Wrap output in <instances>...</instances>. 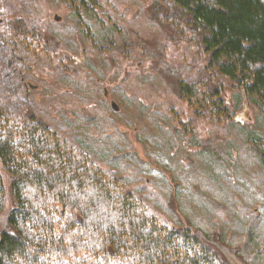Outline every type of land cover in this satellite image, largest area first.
I'll return each instance as SVG.
<instances>
[{
	"label": "trees",
	"instance_id": "obj_1",
	"mask_svg": "<svg viewBox=\"0 0 264 264\" xmlns=\"http://www.w3.org/2000/svg\"><path fill=\"white\" fill-rule=\"evenodd\" d=\"M168 1L172 2L171 20L185 30L183 39L205 56L204 72L211 78L217 76L209 71L228 79L238 91L242 110L230 108L221 87L181 79L179 74L175 94L191 114L204 120L210 129L216 128L217 137H223L228 127L232 148L241 144L245 153L251 154L252 142L261 151L258 145L264 138L258 133L264 132L246 127L241 116L247 111V98L264 110V0ZM55 2L70 9L63 23L49 20L50 0L41 2L39 8H33L27 0H0V60L4 69L7 56L14 54L3 46H12L15 52L19 40L22 50L18 49V55L23 60L60 64L64 55L57 46L83 49L92 42L91 46L102 54L97 57L98 63L108 68L112 67V61L107 66L108 61H122L114 40L123 39L130 27L123 14L109 8L112 2ZM99 12L110 15L96 20ZM52 42L60 44L54 48ZM72 56L76 63L78 58ZM151 70L160 72L157 66H151ZM20 80L19 75L6 76V81L0 78V215L5 213L6 223L0 232V264H228L200 235L173 228L149 210L121 178L90 159L86 144L75 147L29 111L24 99L13 95L15 81ZM174 123L188 134L185 124ZM165 135L170 136L168 131ZM114 151L117 149L111 147L101 153L107 156ZM260 153L264 168V150ZM198 157L195 161L209 164L202 151ZM234 174L239 176L236 170ZM8 203L13 205L10 210ZM247 217V246L243 248L237 236L230 243L233 247L242 245L247 264H264V221L255 213H247Z\"/></svg>",
	"mask_w": 264,
	"mask_h": 264
},
{
	"label": "rangeland",
	"instance_id": "obj_2",
	"mask_svg": "<svg viewBox=\"0 0 264 264\" xmlns=\"http://www.w3.org/2000/svg\"><path fill=\"white\" fill-rule=\"evenodd\" d=\"M27 1L33 8H39L44 0ZM50 1L53 4L48 9L49 20L63 23L70 15L68 5ZM107 3L118 11L116 14L125 16V24L130 27L124 31L127 35L123 39L114 40L120 63L108 61L107 66L112 61L109 69L98 63L97 57L102 54L91 46L92 42L83 49L52 42L54 48L60 44L58 51L64 55L60 64L23 60L18 55L22 46L18 45L12 57L21 58L22 75L20 81H15L13 95L23 98L29 111L75 147L86 144L85 152L88 149L92 161L121 178L125 187L131 188L169 226L197 233L228 264H247L243 249L250 241L247 213H255L264 221V168L260 159L264 142L259 141L261 151L250 142L254 150L248 154L241 144L236 148L230 146L233 138L227 126L223 137H217L216 128L210 129L204 120L191 114L175 94L176 75L221 87L222 96L233 111L242 110L238 91L228 79L209 71L217 76L211 78L204 72L205 56L183 39L181 33L186 37L185 30L169 16L171 1L162 4L147 0L146 6L141 0H107ZM107 13L99 12L96 20L109 17ZM95 29L94 25L90 31ZM72 55L78 58L76 63ZM10 57L7 56V62ZM151 66H157L160 72H153ZM0 68H3L1 60ZM0 78L6 81L4 74ZM22 82L34 87L28 98L24 96ZM244 100L247 106L245 115L241 116L244 125L252 131L264 132V110L256 107L250 98ZM111 101L118 105V111L111 108ZM175 120L187 126L188 134L179 131ZM258 135L264 138V133ZM111 147L117 151L107 155L111 157H102L105 155L101 152ZM200 151L208 165L203 160L195 161L200 158ZM238 152L242 154L236 158ZM252 168L259 173H252ZM234 169L239 176L234 174ZM4 178L7 183V176ZM7 206V210L13 208L11 203ZM5 224L4 213L0 215V232L5 230ZM234 236L243 246L233 247L230 241Z\"/></svg>",
	"mask_w": 264,
	"mask_h": 264
},
{
	"label": "flooded vegetation",
	"instance_id": "obj_3",
	"mask_svg": "<svg viewBox=\"0 0 264 264\" xmlns=\"http://www.w3.org/2000/svg\"><path fill=\"white\" fill-rule=\"evenodd\" d=\"M103 0H98V2H102ZM104 2H107V0H105ZM1 22V20H0ZM19 45H20V40L18 41ZM10 49H12V53H13V47L10 46ZM19 62H21V58L19 56H14V57H10L9 61L6 64L7 69L4 68H0V74H4L5 76H9V75H22V71L19 68ZM20 69V70H19ZM22 86H23V91H24V96L26 98H28L30 96V93H32V90L34 87L27 85V82L24 83L22 82ZM103 89V88H102ZM14 92H16V90L14 89ZM105 93V91L103 92ZM107 157H111V156H107ZM106 156L104 158H107ZM147 182V180H146ZM135 190V189H133Z\"/></svg>",
	"mask_w": 264,
	"mask_h": 264
},
{
	"label": "water",
	"instance_id": "obj_4",
	"mask_svg": "<svg viewBox=\"0 0 264 264\" xmlns=\"http://www.w3.org/2000/svg\"><path fill=\"white\" fill-rule=\"evenodd\" d=\"M55 19H56V20H59V17L55 16ZM110 106H111V108H112L114 111H118V110H119L118 105H117L114 101H111Z\"/></svg>",
	"mask_w": 264,
	"mask_h": 264
}]
</instances>
